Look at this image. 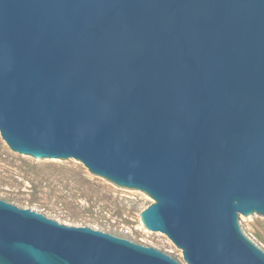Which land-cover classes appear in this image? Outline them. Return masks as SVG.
Here are the masks:
<instances>
[{
	"label": "water",
	"instance_id": "95a60500",
	"mask_svg": "<svg viewBox=\"0 0 264 264\" xmlns=\"http://www.w3.org/2000/svg\"><path fill=\"white\" fill-rule=\"evenodd\" d=\"M0 135L155 202L188 264H264V0H0ZM0 197V264H187Z\"/></svg>",
	"mask_w": 264,
	"mask_h": 264
},
{
	"label": "rangeland",
	"instance_id": "374dc122",
	"mask_svg": "<svg viewBox=\"0 0 264 264\" xmlns=\"http://www.w3.org/2000/svg\"><path fill=\"white\" fill-rule=\"evenodd\" d=\"M0 197L53 214L67 225L108 227L123 236L132 233L138 243L168 246L171 255L184 260L182 249L167 235H156L144 224L142 212L155 202L148 193L105 182L80 160H28L1 135ZM246 217L249 231L264 244V219Z\"/></svg>",
	"mask_w": 264,
	"mask_h": 264
}]
</instances>
